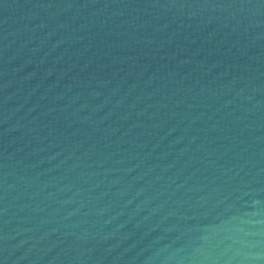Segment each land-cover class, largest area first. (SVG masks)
<instances>
[{
  "label": "water",
  "instance_id": "95a60500",
  "mask_svg": "<svg viewBox=\"0 0 264 264\" xmlns=\"http://www.w3.org/2000/svg\"><path fill=\"white\" fill-rule=\"evenodd\" d=\"M0 264H264V0H0Z\"/></svg>",
  "mask_w": 264,
  "mask_h": 264
}]
</instances>
